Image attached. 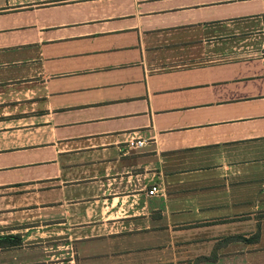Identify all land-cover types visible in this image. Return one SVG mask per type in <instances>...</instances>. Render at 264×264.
I'll list each match as a JSON object with an SVG mask.
<instances>
[{
  "label": "crops",
  "instance_id": "crops-1",
  "mask_svg": "<svg viewBox=\"0 0 264 264\" xmlns=\"http://www.w3.org/2000/svg\"><path fill=\"white\" fill-rule=\"evenodd\" d=\"M263 50L264 0H0V264H264Z\"/></svg>",
  "mask_w": 264,
  "mask_h": 264
},
{
  "label": "built area",
  "instance_id": "built-area-1",
  "mask_svg": "<svg viewBox=\"0 0 264 264\" xmlns=\"http://www.w3.org/2000/svg\"><path fill=\"white\" fill-rule=\"evenodd\" d=\"M262 56H263L262 60H264V50H263V52H262ZM129 145H130L133 149H140V148L144 147L145 142L133 139V140H131V141L129 142ZM159 192H160V190H159L158 187H153V188H151V190L148 192V194H149L150 196H155V195H157Z\"/></svg>",
  "mask_w": 264,
  "mask_h": 264
},
{
  "label": "trees",
  "instance_id": "trees-1",
  "mask_svg": "<svg viewBox=\"0 0 264 264\" xmlns=\"http://www.w3.org/2000/svg\"><path fill=\"white\" fill-rule=\"evenodd\" d=\"M16 241L13 243V246H18L20 244V238L19 237H13Z\"/></svg>",
  "mask_w": 264,
  "mask_h": 264
}]
</instances>
